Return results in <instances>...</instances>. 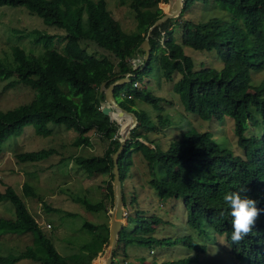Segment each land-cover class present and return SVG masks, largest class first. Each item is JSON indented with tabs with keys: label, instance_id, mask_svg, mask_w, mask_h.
<instances>
[{
	"label": "trees",
	"instance_id": "16d2710c",
	"mask_svg": "<svg viewBox=\"0 0 264 264\" xmlns=\"http://www.w3.org/2000/svg\"><path fill=\"white\" fill-rule=\"evenodd\" d=\"M196 1L211 5L222 18L212 17L206 22L184 19L183 14ZM159 2H163L162 10L156 7ZM169 2L130 0L129 7L137 23L135 30L127 33L108 9L106 0H0V7L24 8L39 17L46 27L35 30L39 39L46 42L53 38L64 39L63 50L47 47L37 56L14 45L11 58L0 57V78L17 76V80L7 83L3 90L16 83L34 90L30 103L0 111V141L7 135H19L27 125L33 126L37 135L49 136L50 123L77 132L78 137L72 142L75 146H90L91 136H95L103 146L101 154L76 155L69 159L73 158L87 175L105 177L96 203L78 199L87 210L106 213L113 198L112 156L121 138L120 126L102 113L106 101L101 84L108 87L129 73V81L113 89L119 107L133 113L137 119L117 159L121 185L132 174L133 154L141 153L150 176L149 186L160 199H182L190 227L204 235H224L231 254L240 262L264 264V134L258 137L245 133L247 121L264 125V95L260 90L264 77L259 87L252 84L251 76L252 72L264 69V0H184L181 12L153 31L151 50L145 59L140 45L148 28L163 15ZM173 20L181 31L180 42L175 40L173 28L167 29ZM51 28L61 29L64 34L58 37L49 34ZM161 38L163 46H154ZM89 46L94 50L89 51ZM184 46L196 51L215 50L223 66L219 70L212 67L195 70ZM155 70L166 81L173 82L172 90L187 112L202 120L231 117L243 155L220 147L208 131L183 132L165 150L156 145L149 133L165 128L169 121L161 106V102L167 100L142 81ZM138 102L149 105L150 109H144ZM122 123L128 124V121L125 119ZM56 152L53 148L41 149L18 153L15 157L18 162H38ZM243 189L246 191L241 192V196L255 200L256 207L262 211L252 233L234 243L230 206L224 196ZM22 191L25 196L32 193L26 183ZM129 198V204H125L123 194L128 225L121 228L113 253L115 256L117 251L123 256V262L117 264H187L206 251V246L190 235L154 237L152 233L163 219L147 215L139 206L135 192H130ZM5 201L14 205L16 217H0V236L29 233L32 243L17 255L0 254V264H15L21 259L40 264H92L108 241L107 223L85 222L83 227L90 230L94 238L81 245L76 253L62 256L9 185L0 190V202ZM176 244L196 253L176 261H149L145 257L127 260L130 245L152 248L153 245L171 247Z\"/></svg>",
	"mask_w": 264,
	"mask_h": 264
},
{
	"label": "rangeland",
	"instance_id": "374dc122",
	"mask_svg": "<svg viewBox=\"0 0 264 264\" xmlns=\"http://www.w3.org/2000/svg\"><path fill=\"white\" fill-rule=\"evenodd\" d=\"M108 9L115 19L118 20L122 29L131 33L136 28V19L133 11L129 7L130 0H106ZM163 2L156 4L162 10ZM217 9L211 5L205 6L199 2H193L183 14L184 19L206 22L212 17H222ZM42 20L30 14L26 9L19 7H0V57L11 58V48L18 45L26 52L34 55H41L47 47L63 50L64 39L53 38L44 41L36 36L35 30L45 29ZM173 28V35L177 42H180V29L177 28L175 20L167 29ZM49 34H64V31L57 28L48 30ZM164 34V33H163ZM39 39V40H38ZM157 44L163 46V38ZM89 51L94 48L89 46ZM185 54L190 56L194 63V69L200 70L205 67H212L217 70L223 66L215 50L196 51L184 46ZM252 84L261 86L264 77V69L252 72ZM176 79L178 76L175 77ZM17 76L0 78V111L11 110L20 105L28 104L33 99L34 90L22 83L3 90V87L12 81H16ZM144 85L150 87L154 92L162 96L167 102H161L163 115L168 118L169 125L158 131L150 132V137L155 144L165 150L171 141L177 140L183 132L208 131L212 138L222 148H230L239 155H243V150L237 145V138L234 133V123L231 117L226 116L221 120H202L199 117L187 112L179 97L173 92V82L166 81L160 72L156 70L148 78H143ZM264 95V86L260 89ZM140 103V102H138ZM144 109H150L149 105L140 103ZM139 106V107H141ZM142 107V108H143ZM153 115V114H152ZM258 120V119H257ZM52 129L49 136L37 135L31 125L23 128L22 132L15 135H7L0 141V190L5 185L11 186L21 197L31 215L38 222L43 234L49 237L56 250L62 256L76 253L79 247L94 237L93 233L84 228L85 222L107 223L109 225V211L112 202L107 205V212L87 210L79 199L86 198L91 203H96L101 196L104 176L92 175L80 168L72 159L76 155H96L101 154L103 146L91 136L90 146H75L72 142L78 137V133L66 130L63 126L53 123L48 124ZM247 135L262 136L264 125L247 121L245 124ZM150 145V144H149ZM149 147H153L150 145ZM55 149L57 152L47 159L38 162H18L15 155L22 152L38 151L41 149ZM133 170L130 177L123 183V194L125 204L130 202V192L136 193L139 206L147 211V215H157L163 222L154 230L152 235L158 239L181 238L187 235L192 236L198 243L206 246V251L201 252L198 258L187 264H246L235 259L229 247L224 241V235H204L187 224L186 209L182 199L170 197L160 199L154 189L149 186V172L141 153L133 154ZM26 183L32 193L25 196L22 185ZM101 185V186H100ZM103 190V189H102ZM79 198V199H78ZM132 210V207H130ZM0 217L15 218V207L10 201L0 202ZM124 217V214L122 215ZM123 227L128 225L122 223ZM32 243L31 234L0 236V254L17 255L24 250L26 245ZM106 243L103 244V248ZM103 249L99 251L92 264H100ZM195 250H191L182 244L171 247L153 245L152 248L128 246L127 260L133 261L137 257H145L147 260L156 261H176L187 256H193ZM123 262V256L116 251L114 264ZM15 264H40L37 261L21 259Z\"/></svg>",
	"mask_w": 264,
	"mask_h": 264
},
{
	"label": "water",
	"instance_id": "95a60500",
	"mask_svg": "<svg viewBox=\"0 0 264 264\" xmlns=\"http://www.w3.org/2000/svg\"><path fill=\"white\" fill-rule=\"evenodd\" d=\"M184 5V0H178L177 6L174 7L171 2L168 3L166 11H162L163 15L154 21V23L148 28L145 34V38L143 42L141 43L140 47L145 51V59H147L149 52L151 50V47L147 46V34L149 33L150 29L154 25H159V23H163L167 21L168 19L175 18L182 10ZM130 76L129 73H127L123 78L117 79L114 82H112L108 87H104V83L101 84L102 89L105 93V101L106 103L102 106V113L108 117L110 122H116L120 126L119 130V136H120V146L116 150V152L113 154V180H112V191H113V198H112V204H111V210L109 211V225H108V241L106 243V246L103 248L102 257L104 258L105 262L101 264H114V250L117 246V242L119 239V232L121 228L123 227V224H120L116 222V220L113 217V212L117 208V215H119L120 218L124 219L125 222V208L123 203V192H122V185L119 177V171L117 166V159L118 155L120 154L121 150L126 144V141L130 138L131 131L135 128L137 125V119L135 115L131 112H128L126 110H123L119 105L117 104L114 96H113V89L116 85H120L123 83H126L129 81L128 77ZM118 109L122 113H126L129 115L132 119L131 123L128 124H122L118 120H116L112 114L109 112L112 109ZM108 111V112H107ZM124 214V217L122 215Z\"/></svg>",
	"mask_w": 264,
	"mask_h": 264
},
{
	"label": "clouds",
	"instance_id": "9594fccd",
	"mask_svg": "<svg viewBox=\"0 0 264 264\" xmlns=\"http://www.w3.org/2000/svg\"><path fill=\"white\" fill-rule=\"evenodd\" d=\"M243 191L246 189L232 191L224 196V201L230 206L233 229L231 240L234 243H239L252 233L256 220L262 211L256 207L257 202L255 200L241 196L240 193Z\"/></svg>",
	"mask_w": 264,
	"mask_h": 264
},
{
	"label": "bare ground",
	"instance_id": "6f19581e",
	"mask_svg": "<svg viewBox=\"0 0 264 264\" xmlns=\"http://www.w3.org/2000/svg\"><path fill=\"white\" fill-rule=\"evenodd\" d=\"M169 1L171 2V4L174 5V7L177 6L178 0H169ZM163 23H165V22H163ZM163 23H159V25L156 24V25H154V26L150 29L149 33L147 34V38H146L147 46L151 47V46H150V37H151L153 31H154L156 28H158V27H160L161 25H163ZM107 112H108V111H107ZM109 112L112 114V116H113L116 120H118V121L121 122V123H122V121H124L125 119L128 121V123H131V122H132V119H131V117H130L129 115H127L126 113H122V112H121L120 110H118V109H114V108H113V109H112L111 111H109ZM122 124H123V123H122ZM116 211H117V208H116V210H114V212H113V217H114V219L116 220V222H118V223H120V224L124 223L125 220L122 219V218H120L119 215H117ZM104 262H105V260H104V258H103V259H102V263H104Z\"/></svg>",
	"mask_w": 264,
	"mask_h": 264
},
{
	"label": "built area",
	"instance_id": "2783aa9c",
	"mask_svg": "<svg viewBox=\"0 0 264 264\" xmlns=\"http://www.w3.org/2000/svg\"><path fill=\"white\" fill-rule=\"evenodd\" d=\"M137 85V82H134V86H136ZM125 214H126V212H124ZM126 216V215H125Z\"/></svg>",
	"mask_w": 264,
	"mask_h": 264
}]
</instances>
